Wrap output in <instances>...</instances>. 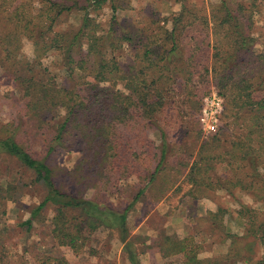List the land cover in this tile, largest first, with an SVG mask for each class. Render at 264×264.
Returning a JSON list of instances; mask_svg holds the SVG:
<instances>
[{"label": "trees", "instance_id": "trees-1", "mask_svg": "<svg viewBox=\"0 0 264 264\" xmlns=\"http://www.w3.org/2000/svg\"><path fill=\"white\" fill-rule=\"evenodd\" d=\"M116 2L43 0L34 8L33 0H0V61L6 59L0 65L9 69L27 100L24 121L0 127V207L36 191L41 201L30 210L28 229L44 222V212L52 209L50 235L57 248L80 253L91 236L105 228L119 235L130 264H141L143 252L138 254L129 241L128 218L145 188L123 209L98 199L135 174L145 187L157 180L170 148L165 133L159 148L149 133L157 114L176 95L181 104L192 107L186 116L199 124L202 101L211 87L224 101L217 132L202 142L196 156L179 160L187 183L205 194L225 191L236 202V195L245 193L264 206V36L256 34L264 0H219L206 11L184 5L170 30L152 33H133L119 24ZM107 4L113 16L106 27L97 15ZM74 11L84 13L80 26L60 30L63 15ZM195 28L206 38L201 44L193 35ZM24 39L33 43L31 61L18 60ZM203 46L211 58L199 82L194 80L195 49ZM50 52L60 56L71 86H61L48 69L38 73L40 60ZM31 140L42 143L44 157L32 153ZM76 142L84 146L68 173L79 188L71 192L59 180L51 158ZM153 158V167L145 168ZM232 213L244 223L243 236L227 230ZM207 215L230 241L225 254L202 258L206 248L196 236H166L158 241L162 257L181 256L182 264H264V255L259 256L264 209L242 204ZM2 251L0 264H13L12 256ZM18 257L21 264H30L24 255ZM32 259L33 264H69L42 252Z\"/></svg>", "mask_w": 264, "mask_h": 264}, {"label": "rangeland", "instance_id": "rangeland-1", "mask_svg": "<svg viewBox=\"0 0 264 264\" xmlns=\"http://www.w3.org/2000/svg\"><path fill=\"white\" fill-rule=\"evenodd\" d=\"M33 1L34 8H39L40 1L43 0ZM218 2L219 0H118L116 6L119 8L116 18L119 24L129 28L133 33L136 30L148 33L159 32V28L163 30L172 28V19L181 11L182 6L206 11L210 5ZM83 14L82 11H74L72 14L63 15L59 29L68 30L72 25L80 26ZM97 16V19L107 27L113 16L112 5L107 4ZM259 20L256 34L264 36V18L259 17ZM196 28L192 29L193 35L201 44L206 38L202 39ZM21 44V57L18 60H33L35 57L33 43L24 39ZM195 53L194 71L197 75L194 80L201 82L203 78L200 74L204 72V64L211 58V54L204 46L195 49ZM0 58L3 57L0 55ZM3 59L0 64L6 61ZM62 64L60 56L50 52L46 58L40 60L37 71L40 73L48 69L57 83L69 87L72 82L67 79L66 69ZM212 93H217L215 87H211V91L204 98ZM181 99V96L177 95L172 98L168 108L157 114L154 127L149 133L155 148L161 147L162 133H165L170 148L166 167L159 173L157 180L145 187L143 179L135 174L122 180L117 187L101 194L98 199L103 204L123 209L132 201L134 195L145 188L143 196L128 218L129 241L132 242L138 254L143 252L138 257L141 264H182L181 256L165 258L159 253L158 241L166 236L175 239H182L189 235L196 236L206 248L205 253L201 255L202 258L225 254L229 249L230 241L225 233L210 223L207 214L215 213L219 207L240 209L242 204L264 209L263 205L254 204L252 198L245 193L237 194L238 202H236L235 198L225 191H210L205 194L194 190L187 183L184 177L186 173L182 170L179 160L189 157L190 154L196 156L202 142L210 138L212 134H207L197 119H194L195 117L192 119L186 116V113L192 112V107L181 104ZM26 102L23 92L14 83L9 69L0 65V127L7 123L24 121ZM240 132L241 130L238 134ZM35 142L36 140L30 141L32 153L37 157H44L46 149L42 143ZM83 146L80 142H76L69 149H58L51 158L52 167L59 172V180L71 192H78L79 188L72 184L68 173L81 157ZM153 164L154 158L151 163L144 166L150 169ZM145 171L143 169V172ZM90 193L88 194L91 195ZM40 201L41 195L31 191L21 202H8L0 207V231L3 233L0 238V248L2 252L12 256L13 264H21L22 260L18 256L22 255L28 258L30 264H33L32 257L37 252L64 258L69 264H130L125 244L119 235L105 228L96 231L87 242L86 248L80 253L68 247L57 248L50 235L52 209L44 212V222L36 221L33 227L28 229L25 222L30 219V210ZM2 212L5 213L2 214ZM226 226L228 231L238 236H243L245 233L244 223L236 220L233 213L229 216ZM263 255L264 248H261L259 256Z\"/></svg>", "mask_w": 264, "mask_h": 264}, {"label": "built area", "instance_id": "built-area-1", "mask_svg": "<svg viewBox=\"0 0 264 264\" xmlns=\"http://www.w3.org/2000/svg\"><path fill=\"white\" fill-rule=\"evenodd\" d=\"M223 111L224 102L217 93H212L204 98L199 121L201 127L207 134L217 132Z\"/></svg>", "mask_w": 264, "mask_h": 264}, {"label": "crops", "instance_id": "crops-1", "mask_svg": "<svg viewBox=\"0 0 264 264\" xmlns=\"http://www.w3.org/2000/svg\"><path fill=\"white\" fill-rule=\"evenodd\" d=\"M235 217H236V220H237V216H236V214H235Z\"/></svg>", "mask_w": 264, "mask_h": 264}]
</instances>
